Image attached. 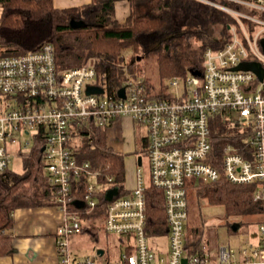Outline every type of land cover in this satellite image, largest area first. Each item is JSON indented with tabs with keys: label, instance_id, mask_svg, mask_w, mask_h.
Returning a JSON list of instances; mask_svg holds the SVG:
<instances>
[{
	"label": "built area",
	"instance_id": "1",
	"mask_svg": "<svg viewBox=\"0 0 264 264\" xmlns=\"http://www.w3.org/2000/svg\"><path fill=\"white\" fill-rule=\"evenodd\" d=\"M196 1L233 17L230 38L219 48L203 49V70L170 78L162 96H152L142 76L125 73L121 85L110 91L92 65L58 70L50 43L0 56V173L11 162L9 145H18L20 153L40 140L44 172L63 218L55 232L59 264H96L91 257L72 259L68 250L70 236L82 227L70 205L78 201L84 211L93 210L98 189L91 178L100 175L88 160L78 159L79 147L70 143L77 135L75 125L91 129L128 116L144 128L147 179L137 167L131 192L113 196L105 209L104 230L133 240V252L123 254L116 264H153L156 259L146 229L148 186L163 194L169 242L165 264H207L196 255L187 258L183 247L190 178L253 185L252 198L264 208V78L260 81L251 70L234 69L243 61L260 62L264 68L259 44L264 39V0ZM88 86H99L102 92L87 93ZM215 114L229 129L219 158L210 134L209 119ZM82 178L78 199L74 190ZM257 230L261 242L241 250L244 260L231 261L234 253L224 246L217 264H264V218Z\"/></svg>",
	"mask_w": 264,
	"mask_h": 264
},
{
	"label": "trees",
	"instance_id": "2",
	"mask_svg": "<svg viewBox=\"0 0 264 264\" xmlns=\"http://www.w3.org/2000/svg\"><path fill=\"white\" fill-rule=\"evenodd\" d=\"M0 1V56L33 51L50 43L58 70L92 65L99 81L110 91L121 85L125 73L142 76L151 94L155 84L143 75L139 61L153 54L159 82L152 96H162L163 82L167 78L189 72L199 74L203 70V49L223 46L230 38L229 26L235 22L230 14L196 0H128L131 11L124 21L114 17L115 0H92L62 9L54 7L52 0ZM71 20L83 21L84 25L74 27ZM221 118L220 114H215L209 119L212 150L218 158L228 138L227 123ZM106 127L86 130L75 125L74 132L89 135L81 140V160H88L93 168H99V181L118 186L121 195L123 154L108 145ZM20 154L21 172L7 169L0 173V254H7L11 249L9 230L14 224V209L56 204L54 188L44 172L40 140L36 138L29 150ZM107 176L112 179L107 180ZM83 180L77 181L74 190V197L78 199L82 197ZM253 187L234 185L223 178L216 182L190 178L187 200L204 198L209 204L222 205L226 218L260 216L264 208L253 200ZM145 196L146 229L150 234L162 232L166 226L163 194L148 186ZM107 202L102 190L94 212L81 215L104 217ZM76 203H71L70 209L77 211ZM82 229L85 228L82 226Z\"/></svg>",
	"mask_w": 264,
	"mask_h": 264
},
{
	"label": "crops",
	"instance_id": "3",
	"mask_svg": "<svg viewBox=\"0 0 264 264\" xmlns=\"http://www.w3.org/2000/svg\"><path fill=\"white\" fill-rule=\"evenodd\" d=\"M91 1L92 0H52V3L54 7L62 9V8H69V7H78L84 4H88ZM129 11L131 10H130V5H129L128 0H115L114 1V17L117 20L124 21ZM117 119H115L110 124V127L112 128L116 127L115 122L120 121V120L122 121V123H129L130 121L132 122L133 120L132 118L128 116H120ZM116 128L119 130L118 132L122 133L120 126L117 125ZM107 129L108 128L106 127V135H108ZM81 136L82 135L77 134L76 137L71 139L70 141V143H73L79 147V153L77 157L78 159H80V161H81V158H80L81 141H78V138L80 139ZM120 139L122 138H119L118 136H116L113 141L120 142ZM107 143L109 146H111L114 149V151L121 153L109 143V138H107ZM145 149H146V140L144 139V135H143L142 136V150H141L142 152L138 155V157L140 156L141 159H140V164H139L138 157H137V162H136L137 167L142 165L143 161H142L141 154L145 157ZM146 169H147L146 176H144L145 179H147V173H148L147 161H146ZM124 178L126 179L129 178L128 173L125 172V168H124ZM124 178H123V188H122L121 195L119 194L118 186H113L110 184L102 183L99 181V177L95 179L96 181L95 180L92 181L93 179L92 178L91 182H93L98 189L95 194L96 200L98 201V196L101 194L102 190L106 197V195L108 194L107 193L108 190L114 187L117 188V193L112 194L111 197H106L107 200H109V198H112L115 195H120V196L128 195L135 185L136 175L134 176V180H133L134 182L131 181L127 184H125ZM76 202H77L76 204H77L78 210L77 211L73 210V211L79 216L80 218L79 220L83 228H85L82 230L80 229L78 231L80 233H83V234H80V236L84 237L85 236L84 233H86L89 235L88 237H90L91 240H97V237H98L97 229L99 228L104 229L103 227L104 217H101L97 214H95L93 217H88L87 215L82 216L81 214L83 213L90 214L94 212L95 208L91 210L90 212H87V211H84L82 208H80V204L78 203V201ZM187 203H188V200H187ZM187 210H188V205H187ZM12 212H13L14 224L12 228L9 230V233L11 236L10 238L11 249L7 254H0V264H59V257L57 255L56 245H55V238H56L55 232H56V228L60 225V223H62L63 218H62V212L59 210L58 206L56 204H52V205H41V206H34V207H18L14 209V211ZM187 218H188V213H187ZM263 218L264 216L262 214L259 216L258 219H256L257 221L256 231L257 232L254 235H252V238L250 239V243L247 246L244 245L240 248L239 253H237L236 255V258L234 254L231 261L244 260L245 256L241 253V250L243 248H246L247 250H249L250 244L257 245V243L261 242L262 238L257 229H258V224L263 220ZM186 225H188V219L186 221ZM186 225H185V232H184L185 233V243L183 246L185 256L187 258H190L191 256H195V255L196 257L199 256L207 264L219 263L220 261L219 251L222 247L224 246L226 247V245L224 244L216 245L215 254L211 258V255H207L205 252L201 235L200 234L198 235V232L196 233L192 232L196 236L200 237V240H198V238L191 240L189 238L188 233H186L187 232ZM78 232L71 235L68 240V250L70 251L69 253L72 259L84 258V257H79V255H81V252H82L81 248L87 247L86 245H83V242H82L84 241L83 239H80L79 237L74 236ZM115 236H118L119 239L123 238L125 243L123 247L120 248L119 253L116 254L113 258L109 254H107V251L104 247L97 248L96 252L94 251L90 252L85 257L93 258L96 261V264H101L103 262H106L109 264L119 263L121 256L123 254H126L127 251H129V253L133 252V249H134L133 240H132V237L128 235L115 234ZM148 242L156 255V259L153 262V264H165L166 256L168 252V246H169L166 229L164 228L162 232H158L154 234L148 233ZM247 258H251V256L248 255Z\"/></svg>",
	"mask_w": 264,
	"mask_h": 264
},
{
	"label": "rangeland",
	"instance_id": "4",
	"mask_svg": "<svg viewBox=\"0 0 264 264\" xmlns=\"http://www.w3.org/2000/svg\"><path fill=\"white\" fill-rule=\"evenodd\" d=\"M253 58L249 55L248 59ZM139 66L142 67V72L145 77H148L149 80L154 82L155 88L154 92L158 90V74H157V64L156 59L153 54H149L139 61ZM188 73L187 75H189ZM170 78H167L163 82L162 93L164 94L167 91V84L169 83ZM151 91V94L154 93ZM118 120V119H117ZM121 127L122 133L118 132L119 130L116 127H110V124L107 125L109 143L118 151L123 154V161L125 165V172L128 173L129 178L125 179V184L129 182H134V176L136 175L137 169V157L142 152V136L144 135L143 127L137 121H130L129 123H122V121L115 122ZM84 128V127H83ZM90 130L87 126L86 130ZM229 130V129H228ZM88 134H84L81 138H78V141L86 140ZM118 136L120 142L113 141L114 138ZM76 137V136H75ZM74 137V138H75ZM31 145V143L29 144ZM18 145H9L8 150L11 153V162L9 163L8 170L14 173H19L23 170V162L21 154L18 152ZM24 153L27 151H23ZM142 156V165L141 171L144 176H146V159ZM92 179V178H91ZM96 177H93L92 181ZM96 181V180H95ZM188 227H193L192 229H187L189 238L194 240L200 237L196 236L192 232H198L203 240L204 249L207 255H211V258L215 254L216 245L224 244L227 247H230L235 254L237 253L242 246H247L250 243L252 235H254L257 227L256 219L259 216H231L225 218V211L222 205H212L208 204L204 198H193L189 197L188 200ZM226 222V224H225ZM84 224V223H83ZM78 232L74 236L83 239V245L87 247L81 248L82 252L79 257H85L90 252H96V249L99 247H104L112 258L119 253V250L124 245V239H119L115 234L106 232L104 229H97V240H91L89 235L84 233L85 236H80ZM73 236V237H74ZM72 237V238H73ZM81 244V243H80ZM92 244V245H91Z\"/></svg>",
	"mask_w": 264,
	"mask_h": 264
},
{
	"label": "water",
	"instance_id": "5",
	"mask_svg": "<svg viewBox=\"0 0 264 264\" xmlns=\"http://www.w3.org/2000/svg\"><path fill=\"white\" fill-rule=\"evenodd\" d=\"M71 25L74 27H78V26H83L84 22L80 21V20H71ZM260 45L264 51V39L260 40ZM234 69H246V70H251L253 71L257 76L258 80H262L264 77V68L262 67V65L260 64V62H256V61H243L240 64H238L237 66L234 67ZM87 93L90 92H102V88H100L99 86H88L86 89ZM120 92L122 93V89L120 90ZM140 156L138 157V163L140 164ZM108 194L106 195V197H111L112 194H116L117 193V188H111L110 190H108L107 192ZM110 199V198H109ZM186 258H183V262H185Z\"/></svg>",
	"mask_w": 264,
	"mask_h": 264
}]
</instances>
